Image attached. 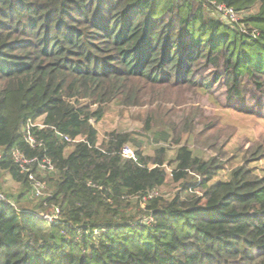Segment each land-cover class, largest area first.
<instances>
[{"label": "trees", "instance_id": "obj_1", "mask_svg": "<svg viewBox=\"0 0 264 264\" xmlns=\"http://www.w3.org/2000/svg\"><path fill=\"white\" fill-rule=\"evenodd\" d=\"M213 1L250 13L230 21ZM249 76L262 86L264 0H0V177L22 188L13 200L0 181V264H264L261 144L228 157L198 139L214 125L203 113L177 121L160 106L165 125L149 112L144 129L179 145L166 165L168 147L151 156L95 125L162 87L222 86L226 110H242Z\"/></svg>", "mask_w": 264, "mask_h": 264}, {"label": "rangeland", "instance_id": "obj_2", "mask_svg": "<svg viewBox=\"0 0 264 264\" xmlns=\"http://www.w3.org/2000/svg\"><path fill=\"white\" fill-rule=\"evenodd\" d=\"M256 7H258V5ZM253 11L255 10H252V12ZM247 13L250 12L247 11L244 14H240L237 21H241ZM255 32L256 30L253 31V33ZM262 83V86H259L250 76L244 77L242 104L244 108L242 107V110L238 108L226 110V89L222 86L214 87V92L210 96L189 87H162L149 90L148 95L143 99V103L141 104L128 107L110 105L104 117L95 125L99 130L100 140L111 130L134 133L136 137L144 141L142 147L144 153L151 156L155 155V148L158 146L164 145L168 147L165 156L166 165H168L169 162L174 159L179 145L171 144L169 146L152 140L153 136L151 133L144 129L146 114L152 112L158 120V124H155L159 126V124L165 125L167 120L165 116L167 112L160 109V106L165 109L172 108L173 110L171 111L177 121H181L187 114L193 116L200 112L203 113V115L201 116L202 118L200 117L202 120H199V123L210 122L214 123V125L205 132V135L198 139L208 145L211 143L217 144V151L222 149L224 154L230 157L238 149H254L259 144L264 148V79ZM198 115L199 114H197V117L199 118ZM93 122L92 120V123ZM190 135L191 134L185 133L180 144L187 142L192 149L196 150V153H199L200 150L201 155L205 158L216 153L208 146L207 148L198 149L199 144L195 143V139L190 137ZM129 147H131L132 151L135 153V147L132 144H129ZM232 161L238 164L235 159H232ZM223 167L225 168L219 171L214 180L229 178V163L225 162ZM0 181L4 188V192L12 195L10 198L15 200L18 192L22 189L20 184L15 182L8 174H3L0 177ZM180 185V182H171L162 187L160 193L167 198H172L180 190ZM41 187L42 186H39L40 192ZM0 198L2 199L4 197L0 196Z\"/></svg>", "mask_w": 264, "mask_h": 264}, {"label": "built area", "instance_id": "obj_3", "mask_svg": "<svg viewBox=\"0 0 264 264\" xmlns=\"http://www.w3.org/2000/svg\"><path fill=\"white\" fill-rule=\"evenodd\" d=\"M213 3L217 6V9L221 12H223L224 15H226L231 21H237L239 16L236 14L234 8H229L227 7L226 5H224L223 3H218L216 1H213ZM30 141L33 142V139H31V137H29ZM123 155L126 156V157H129V158H132L134 159L135 161L137 160V156L135 155V153L132 151L131 147L129 146H125L124 149H123ZM17 160L20 162V163H23V162H33L35 160H37L36 158L34 159H31V160H27L25 161V159L23 158L22 155H17ZM40 165L42 167H47L49 169H53V164L51 163V161L49 160H45L43 162L40 163ZM26 168L24 167V170ZM30 178L32 180H34V176L32 174H30ZM2 197H4L3 195H0ZM1 199V198H0ZM4 199V198H2ZM46 218H48L49 220H53L54 219V216H44Z\"/></svg>", "mask_w": 264, "mask_h": 264}]
</instances>
